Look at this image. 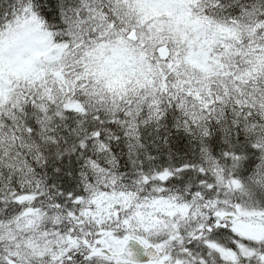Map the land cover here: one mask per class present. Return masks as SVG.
Listing matches in <instances>:
<instances>
[{"label": "snow or ice", "instance_id": "snow-or-ice-1", "mask_svg": "<svg viewBox=\"0 0 264 264\" xmlns=\"http://www.w3.org/2000/svg\"><path fill=\"white\" fill-rule=\"evenodd\" d=\"M0 264H264V0H0Z\"/></svg>", "mask_w": 264, "mask_h": 264}]
</instances>
